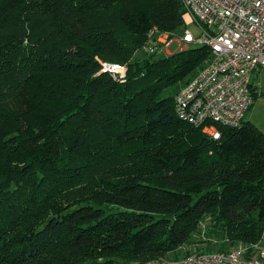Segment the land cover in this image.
Returning a JSON list of instances; mask_svg holds the SVG:
<instances>
[{"label": "trees", "instance_id": "obj_1", "mask_svg": "<svg viewBox=\"0 0 264 264\" xmlns=\"http://www.w3.org/2000/svg\"><path fill=\"white\" fill-rule=\"evenodd\" d=\"M185 13L181 0H0V264L264 246V132L244 118L214 138L164 95L210 48L134 58ZM104 62L127 63L125 79ZM203 222L216 242L196 238Z\"/></svg>", "mask_w": 264, "mask_h": 264}, {"label": "built area", "instance_id": "obj_2", "mask_svg": "<svg viewBox=\"0 0 264 264\" xmlns=\"http://www.w3.org/2000/svg\"><path fill=\"white\" fill-rule=\"evenodd\" d=\"M189 21L199 27L195 35L188 28L181 36L152 27L147 33V53L163 51L177 43L207 45L210 59L175 94L178 116L218 138V125L238 127L255 103L253 77L264 66V0H181ZM169 53V52H168ZM124 80L127 65L103 63ZM260 95L259 89L256 90ZM234 246L228 250L198 252L182 259L159 258L143 264H264L262 242L252 246ZM251 250V251H250ZM254 252V253H253Z\"/></svg>", "mask_w": 264, "mask_h": 264}, {"label": "rangeland", "instance_id": "obj_3", "mask_svg": "<svg viewBox=\"0 0 264 264\" xmlns=\"http://www.w3.org/2000/svg\"><path fill=\"white\" fill-rule=\"evenodd\" d=\"M184 17L189 21V18H188V15L185 13V15H184ZM189 29V30H191L195 35H198L199 34V32H200V30H199V27L197 26V24L195 23V22H190V23H187L186 22V20H185V25H184V27H182V28H179V29H177L176 31H174V33L176 34V35H178V36H181V35H183L184 33H185V30L186 29ZM142 46H144V44H141L139 47H138V52L136 53V55L134 56V58H138V59H143L145 56H147V55H149L147 52H146V50L144 49V48H142ZM187 48V47H186ZM179 49H178V45L177 44H174L173 46H171L170 48H169V51H167V54H170V53H175V52H177ZM169 52V53H168ZM164 56V55H166L163 51H159V52H157L156 54H155V57H159V56ZM127 64V63H126ZM256 78H258V80H261L262 79V77L260 78V76H258V73H256ZM257 85L259 84L258 82L256 83ZM181 87V83L180 84H177V85H175V86H172V87H170V88H168V89H166V91H164V95H175L176 94V92L179 90V88ZM263 90V89H262ZM264 91V90H263ZM260 96L261 95H259L257 98H256V102L254 103V105L256 106H252L251 107V109L253 108V107H255L254 108V110H253V113H254V120H252V119H249V115H247V117H248V120H250L252 123H255V125H257V123L259 122L260 124H262V127H260V126H258L259 127V129L261 130V131H263L264 130V98L263 99H260ZM262 97H264V96H262ZM258 99H260L259 101H257ZM256 103H258L257 105H256ZM251 109L249 110V111H251ZM201 232H200V234H197V236H196V238L197 239H202V238H204V239H212L214 242H216V237H213V236H207V235H209V234H207L206 232H208L209 231V228H210V225H209V223H205V222H203L202 223V225H201ZM200 236V237H199ZM199 237V238H198ZM218 247H219V245H220V243H217L216 244Z\"/></svg>", "mask_w": 264, "mask_h": 264}, {"label": "crops", "instance_id": "obj_4", "mask_svg": "<svg viewBox=\"0 0 264 264\" xmlns=\"http://www.w3.org/2000/svg\"><path fill=\"white\" fill-rule=\"evenodd\" d=\"M256 73H258V76H260V78L262 77V79L261 80H258V78H256ZM255 73V75H254V77H253V83H254V86L257 88V89H259V91H260V99H263L264 97H262V96H264V66L263 67H261V68H259V70L257 71ZM259 83L258 85L256 84V83ZM263 89V90H262ZM260 99H258L257 101H259ZM256 102V101H255ZM258 103H256V105H257ZM255 106V105H254ZM256 107V106H255ZM255 107H253L252 109H251V111H248L247 112V114H246V116H245V119L246 120H248V117H249V119H252V120H254L255 118H254V113H253V110H254V108ZM247 115H249L248 117H247ZM250 121V120H249ZM254 125H255V123H253ZM257 125L258 126H260V127H262V124H260L259 122L257 123ZM256 125V126H257ZM257 126V127H258ZM259 128V127H258ZM263 132H264V130H263ZM207 243L204 241V242H201V243H198L197 245H194L193 247H191V246H189V248H192V249H194V250H196V251H205V250H207L208 249V246L206 245ZM213 247H214V249H217L216 247H217V245H215V244H213Z\"/></svg>", "mask_w": 264, "mask_h": 264}]
</instances>
